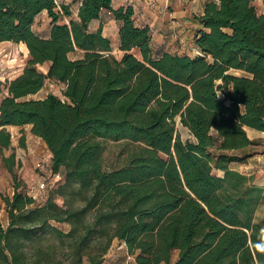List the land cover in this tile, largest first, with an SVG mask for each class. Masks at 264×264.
<instances>
[{
  "label": "trees",
  "instance_id": "16d2710c",
  "mask_svg": "<svg viewBox=\"0 0 264 264\" xmlns=\"http://www.w3.org/2000/svg\"><path fill=\"white\" fill-rule=\"evenodd\" d=\"M255 1L206 0L193 17L191 55L156 54L131 5L80 0L71 18L65 0H0V42L29 53L0 102L1 161L14 180L3 197L0 264H103L115 240L134 264H264V218L256 220L264 189L231 166L253 155L246 129L264 132V9ZM44 11L46 37L33 30ZM106 11L121 23L120 58L103 32ZM48 81L65 84L64 98H28ZM177 121L193 139H182ZM24 125L63 177L44 202L20 189L22 162L4 154L7 127ZM107 141L133 147L122 164L105 165Z\"/></svg>",
  "mask_w": 264,
  "mask_h": 264
},
{
  "label": "rangeland",
  "instance_id": "374dc122",
  "mask_svg": "<svg viewBox=\"0 0 264 264\" xmlns=\"http://www.w3.org/2000/svg\"><path fill=\"white\" fill-rule=\"evenodd\" d=\"M62 0H59V2ZM71 3V18H77L78 3L77 0H65ZM201 0H150V8L152 14L149 16L152 24L153 40L152 48L156 54L162 50H169L172 53L178 54H196V47L193 42V35L196 30V24L193 21L194 15L199 13ZM257 10L261 13L264 9L262 0L254 2ZM112 16V15H110ZM70 17H63L60 23H69ZM104 21V17L102 18ZM176 23L174 27H164V25ZM98 22L94 21L91 24V29H95ZM51 28V19L48 17L46 11L42 12L35 19L33 30L40 36H48ZM117 25L114 21L108 22L106 35L109 36L113 44V54L118 58L122 56V51L118 47V34H116ZM83 53L77 51L70 54V58H81ZM29 53L27 46L24 43H15L11 41L0 42V83L2 93L1 100L7 96L5 84L7 80H12L20 73H22ZM49 63L38 65V69L47 72ZM231 73L242 74L240 71L231 70ZM65 85L48 81L44 88L37 94L31 95L28 98H44L49 93H54L62 98ZM8 130L12 135V144L10 149L4 150V154L9 156L12 152L16 153V160L22 162V166L16 170L20 189L28 192V188L37 184L38 182H46L49 187L44 191H36L37 202H44L47 195L53 190L63 178L61 175L57 176L52 171L50 151L46 143L31 134L30 126H8ZM24 130L26 135V148L19 145V138L21 131ZM177 132L182 139H193L187 127H184L177 121ZM104 150V163L107 167L118 166L127 158V153L132 146H126L122 143L107 141ZM14 191V180L12 174L4 167L0 155V221L7 225L8 217L5 208L4 196L12 195ZM264 218V203L259 206L256 213V220L260 221ZM61 227L67 229L68 226L61 224ZM134 257L130 256L123 245L118 240H115L111 249L106 255L103 264H132ZM86 264V263H85Z\"/></svg>",
  "mask_w": 264,
  "mask_h": 264
},
{
  "label": "crops",
  "instance_id": "0c3cea01",
  "mask_svg": "<svg viewBox=\"0 0 264 264\" xmlns=\"http://www.w3.org/2000/svg\"><path fill=\"white\" fill-rule=\"evenodd\" d=\"M79 1V5H80V0H77V2ZM198 1V0H196ZM206 0H201L200 3V8H199V13H202L203 11V5L204 2ZM78 5V7H79ZM131 5L134 8L135 14H134V18H135V22L138 26H150V28L153 30L152 28V24L150 23L149 20V16L150 14H152V8H150V0H113V7L116 9L120 6H129ZM104 17L105 21H104V27H103V32L106 35V30L108 27V22L114 21L117 25V30H116V34H118V30L120 27V22L115 20L113 18V16H110L107 12H103L102 16ZM96 22H98L97 27L100 24V20H95ZM94 22V21H93ZM176 25L175 22H173L172 24H167L164 25V27H174ZM97 27L94 29L96 30ZM197 27V25H196ZM167 29V28H166ZM193 42H194V35H193ZM195 46V43H194ZM165 51H169V50H165ZM30 126V130H31V125ZM12 127H16V126H12ZM247 133L248 136L251 140H254V142H256V144L251 146V150L253 151V155L250 156L246 161L244 162H238V163H233L231 166L233 169L238 170L248 176H252L254 179V182L260 186L263 187L264 189V182H262V166H263V162H264V132L263 131H258L252 128H247ZM32 134V133H31ZM33 135V134H32ZM34 137H38L33 135ZM40 138V137H38ZM41 139V138H40ZM50 158H51V163H52V154L50 152ZM119 242V241H118ZM121 245H123L125 247L124 243H121ZM126 249V247H125ZM134 264V263H132Z\"/></svg>",
  "mask_w": 264,
  "mask_h": 264
},
{
  "label": "built area",
  "instance_id": "2783aa9c",
  "mask_svg": "<svg viewBox=\"0 0 264 264\" xmlns=\"http://www.w3.org/2000/svg\"><path fill=\"white\" fill-rule=\"evenodd\" d=\"M61 2V1H60ZM109 15H111V12L110 11H106ZM196 53L198 52V49L196 48L195 49ZM65 85V84H64ZM262 182H264V162H263V166H262ZM57 176H59V174H57ZM49 188V185L48 183H46L45 181L44 182H38L37 184L33 185V186H30V188H28V193L32 196H34L35 198L36 197V191H44L45 189Z\"/></svg>",
  "mask_w": 264,
  "mask_h": 264
}]
</instances>
